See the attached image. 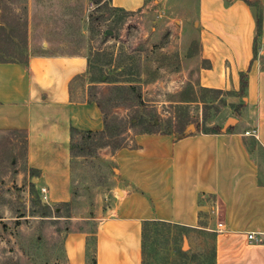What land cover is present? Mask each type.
<instances>
[{
  "label": "crops",
  "instance_id": "1",
  "mask_svg": "<svg viewBox=\"0 0 264 264\" xmlns=\"http://www.w3.org/2000/svg\"><path fill=\"white\" fill-rule=\"evenodd\" d=\"M34 1L45 0H28L29 6ZM58 1L62 6L56 14L66 28L47 31L48 39L40 42L43 51L32 50L28 6L25 34L9 35L16 45L24 47L19 41H25L26 54L0 58V134L24 132V168L32 173V189L49 207L67 204L73 196L71 127L81 131L103 127L98 107L87 100V89L110 84L88 82L87 52L45 51L61 41L68 47L84 45L80 40L87 39L85 13L96 5L91 0ZM255 1L262 13L256 41L251 8L243 0H196V53L190 60L196 87L236 93L239 75L247 77L245 97L240 99L244 106L231 131H193L179 139L173 134L141 133L134 136L133 146L109 154L115 165L112 206L106 214L100 208L93 217H81L82 227L65 232L61 245L65 264H87L89 239L95 264H142V225L149 221L213 233V264H264V170L254 155L264 157V0ZM109 6L142 16L135 26L139 41L148 46L156 30L146 19L151 5L145 0H110ZM14 11L6 10L7 21H18ZM3 25L9 30L14 24ZM80 79L86 82L85 99L75 97ZM79 89L81 95L83 88ZM199 213L207 214L206 225Z\"/></svg>",
  "mask_w": 264,
  "mask_h": 264
},
{
  "label": "rangeland",
  "instance_id": "2",
  "mask_svg": "<svg viewBox=\"0 0 264 264\" xmlns=\"http://www.w3.org/2000/svg\"><path fill=\"white\" fill-rule=\"evenodd\" d=\"M109 1L94 2L96 5L85 13L88 17L87 39L86 42L80 40L84 45L68 47L61 41L45 47V51L66 53L81 49L87 52L91 72L88 82L98 79L107 83L135 84L145 107L115 111L119 118H139L132 134L154 131L179 136L183 132H191L187 129L189 125L194 127L193 131L197 127L201 130L215 124L221 129L233 128L238 117L234 109L241 100L226 93L201 91L195 84L194 65L190 60L196 53L193 29L196 0H145L151 5L146 19L156 28L148 46L139 41L135 26L142 16L111 8ZM248 1L256 4L255 0ZM79 2L83 4L76 0V4ZM28 6V0H0V24H14L4 15L6 10L13 9L19 15V22H24ZM59 6L62 2L58 0L30 3L34 52L44 50L40 42L48 39L45 36L47 31L62 32L66 28L61 22L62 17L56 14ZM107 30L111 34H106ZM19 43H24V47L0 37V56L10 57L16 53L24 56L27 52L25 41L22 39ZM1 51H10L11 54L3 55ZM183 58L189 61L184 63ZM77 84L79 91L75 97L85 99V80L80 79ZM78 87L83 88L81 95ZM107 87H88L87 92L100 96ZM2 141L10 145H1ZM127 145L131 146L130 141ZM99 154L109 159L108 150H100ZM254 155L264 170V157L256 152ZM92 162L81 160V169H77V179L71 187V201L51 205L50 216L41 218L36 212L46 203L30 185L32 173L24 168L21 135L0 134V170H4L0 175V264H65L61 246L65 232L82 227L81 217H93L100 208L106 214L112 206V179L101 173L107 170L106 165ZM79 177L83 179L82 185ZM18 213L24 216L16 218ZM163 235L150 247L148 264H213V233L170 226L163 229Z\"/></svg>",
  "mask_w": 264,
  "mask_h": 264
},
{
  "label": "trees",
  "instance_id": "3",
  "mask_svg": "<svg viewBox=\"0 0 264 264\" xmlns=\"http://www.w3.org/2000/svg\"><path fill=\"white\" fill-rule=\"evenodd\" d=\"M247 5L251 8V12L253 15L254 23H255V41L260 35L261 26H262V13L261 8L254 3H249L248 0H243ZM95 3H98L99 0H94ZM26 11V8H25ZM19 19V18H18ZM10 26V25H9ZM8 26V27H9ZM7 28V27H6ZM0 24V37L10 39V33H21L25 34L26 32V20L24 22L15 21L13 27H9V30ZM23 32V33H22ZM110 37V36H109ZM1 54L3 52L1 51ZM4 55V54H3ZM2 56H0L1 58ZM3 58V57H2ZM24 67H26L25 63H22ZM95 79H91L90 82H94ZM103 83H107L106 81H100ZM111 83L106 88V91L97 96L96 93L90 94L88 93L87 100L89 102H94L98 107L101 116H102V123L103 127L100 131H81L75 128L70 129L69 134V155L71 158V168H72V182L74 183L77 179V174L75 177V173L77 169H81V160H91L92 163L96 164H105L107 170H102V174L105 178L112 179L115 176L114 168L115 165L111 161V159H103L100 157L99 151L100 150H108L112 155L122 148H128L133 146L134 136L141 133H164V134H173L170 132H132L139 123V118L136 116H132L128 119L119 118L115 111L119 108L127 109H137V108H144L145 103L143 102L141 95L138 91V88L135 84L128 83L127 85L125 82L120 81H110ZM246 86H247V77L245 73H241L239 75V90L236 93L232 92H222L213 90L211 92L220 94L226 93L230 96L238 97L239 99H243L246 93ZM95 89L96 86H90ZM206 104L204 103L203 106ZM244 106V101H241V104L234 109L235 112L239 113L240 109ZM203 110L202 109V115ZM219 111L216 112L218 114ZM188 123L190 121H187ZM231 127L221 129V127L217 124L211 125L210 128L202 127L201 130L197 127L194 132H201L203 134H219L224 132L231 131ZM8 134H20L23 142V148L25 149V135L24 132H6ZM132 134V135H130ZM192 132H183L179 136H175V139H179L183 136L191 135ZM130 141L131 146H128V142ZM3 142V141H2ZM1 145H6L10 143H4ZM3 147V146H2ZM95 165V164H94ZM92 169V168H91ZM83 170V168H82ZM4 172V170H0V175ZM100 172V171H99ZM83 179L79 177V184L82 185ZM111 182V186H112ZM86 188V187H85ZM66 204V203H65ZM67 206V205H64ZM39 217L45 218L49 217L51 213V209L49 206H39L37 212ZM24 216L23 213H18L16 218H21ZM203 216V224L206 225L207 221V214L199 213V217ZM201 224V222L199 221ZM172 226L168 223L163 222H155L149 221L144 222L142 225V264H148L150 259V247L156 244L157 241L163 238V229ZM202 226V225H200ZM86 262L87 264H95L94 258V249H93V240L89 239L87 241V254H86Z\"/></svg>",
  "mask_w": 264,
  "mask_h": 264
},
{
  "label": "water",
  "instance_id": "4",
  "mask_svg": "<svg viewBox=\"0 0 264 264\" xmlns=\"http://www.w3.org/2000/svg\"><path fill=\"white\" fill-rule=\"evenodd\" d=\"M105 33H106V34H111V31H110V30H107ZM187 129H188V130H191V132H193L194 127H193L192 125H189ZM187 132H189V131H187Z\"/></svg>",
  "mask_w": 264,
  "mask_h": 264
},
{
  "label": "built area",
  "instance_id": "5",
  "mask_svg": "<svg viewBox=\"0 0 264 264\" xmlns=\"http://www.w3.org/2000/svg\"><path fill=\"white\" fill-rule=\"evenodd\" d=\"M41 192H44L43 188L41 189ZM220 226H221V224H218V227H220ZM249 238H251V236H249Z\"/></svg>",
  "mask_w": 264,
  "mask_h": 264
}]
</instances>
